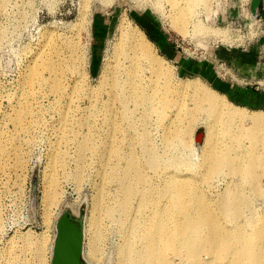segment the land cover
<instances>
[{"label":"rangeland","instance_id":"374dc122","mask_svg":"<svg viewBox=\"0 0 264 264\" xmlns=\"http://www.w3.org/2000/svg\"><path fill=\"white\" fill-rule=\"evenodd\" d=\"M173 3L171 0H5L0 11V264H50L56 223L65 210L84 219L88 264L123 262L121 249L126 239L121 215L112 209L117 207L113 206L117 186L102 182L100 172L105 164L112 169L118 164L124 166L135 150L137 158L141 152L138 145H130L124 139L125 135L116 134L112 139V132L103 123L104 114L115 109L121 111L123 107L120 101H113L115 106L110 102L113 85L103 86L104 67L128 66L129 74L121 78L123 84L131 71L139 70L122 54L115 53L124 23L138 26L145 33L164 68L173 70H170L172 82H199L223 95L232 105L246 108L233 103L214 87L209 60L215 48L236 49L253 41V0H211L208 8L200 7L197 15H190L192 24L186 36L171 22ZM195 21L207 27L208 33L194 31ZM52 47L59 50L52 51L66 60L61 67L66 97L63 101H57L54 96L35 101L27 77L36 69L35 60L42 51ZM142 67L143 76H149L145 60ZM45 77L48 78L47 72ZM93 95L97 98L90 97ZM25 100L29 102L20 105ZM126 100H130L129 93ZM128 106L132 108V104ZM92 109L99 116L88 120ZM246 109L248 114L264 111V108ZM66 116L70 119L64 120ZM202 120L199 116L194 127L196 136L199 132L203 134L201 142L196 137L200 147L205 146L208 131L206 121ZM245 123V127L251 126ZM89 125H96L97 131L90 133ZM152 132L159 140L160 132L155 129ZM224 133V127L219 124L212 142L226 140L232 154L252 144L247 137L230 138ZM259 133L263 151L264 127ZM87 138L92 142L81 151V144ZM186 139L190 137L187 135ZM259 184L264 187V174ZM205 231L209 233L210 229ZM199 248L204 257L211 253V264L227 262L223 259L226 255L214 252L210 244H201ZM185 256L182 259L190 257Z\"/></svg>","mask_w":264,"mask_h":264},{"label":"bare ground","instance_id":"6f19581e","mask_svg":"<svg viewBox=\"0 0 264 264\" xmlns=\"http://www.w3.org/2000/svg\"><path fill=\"white\" fill-rule=\"evenodd\" d=\"M172 1L171 22L186 36L192 24L190 15H197L200 7L208 8L211 0ZM4 5L5 0H0V11ZM199 22L193 23L194 31L208 33ZM221 35L217 34L219 38ZM120 39L116 55L122 54L139 70L131 71L123 84L121 78L129 74L128 66L104 67L103 86L113 85L110 102L115 106L114 102L120 101L123 107L104 114L103 123L112 132V139L116 134L125 135L124 139L138 145L141 152L137 158L135 150L124 166L118 164L112 169L109 164H100L104 168L100 174L102 182L117 186L113 203L117 207L112 209L121 215L126 239L121 264H211V253L208 257L200 254L201 244H210L214 252L226 255L225 264H264V187L259 184L264 174L263 139L259 133L264 127V111L248 114V109L232 105L199 82H172V69L164 68L153 44L138 26L124 23ZM52 50L59 51L55 47L42 51L35 60L36 69L27 77L35 101L52 96L63 101L66 97L61 74L66 60ZM143 60L148 63L149 76H143ZM128 93L130 100H126ZM24 102L29 101H21L20 105ZM88 114V120L99 116L94 109ZM199 116L208 127L203 147L196 143L194 134ZM245 122L251 126L245 127ZM219 124L225 136L247 137L251 146L232 154L226 140L212 142ZM154 129L160 132L159 140L153 135ZM93 131H97L96 125L90 127V133ZM89 141L87 138L81 144V151ZM54 243L55 239L50 264ZM84 254L88 260L85 241ZM187 254L189 259H182Z\"/></svg>","mask_w":264,"mask_h":264},{"label":"crops","instance_id":"0c3cea01","mask_svg":"<svg viewBox=\"0 0 264 264\" xmlns=\"http://www.w3.org/2000/svg\"><path fill=\"white\" fill-rule=\"evenodd\" d=\"M258 15L264 20V0L258 8L251 7L252 18ZM263 52L264 35L245 48H215L209 60L214 87L237 105L264 108Z\"/></svg>","mask_w":264,"mask_h":264},{"label":"water","instance_id":"95a60500","mask_svg":"<svg viewBox=\"0 0 264 264\" xmlns=\"http://www.w3.org/2000/svg\"><path fill=\"white\" fill-rule=\"evenodd\" d=\"M260 0H253L259 7ZM201 142L202 132L197 134ZM84 219L76 218L71 210H65L56 223V238L52 264H88L84 259Z\"/></svg>","mask_w":264,"mask_h":264},{"label":"built area","instance_id":"2783aa9c","mask_svg":"<svg viewBox=\"0 0 264 264\" xmlns=\"http://www.w3.org/2000/svg\"><path fill=\"white\" fill-rule=\"evenodd\" d=\"M248 28L252 29V27H250V26ZM253 30H255L254 31L255 34H254L253 38L256 40H258L260 37H262L264 35V20L259 15L254 20ZM254 39H253V41H249L248 43L245 42V44L238 46V48H245L246 46L250 45L251 42L256 41ZM261 54L264 55V52Z\"/></svg>","mask_w":264,"mask_h":264}]
</instances>
